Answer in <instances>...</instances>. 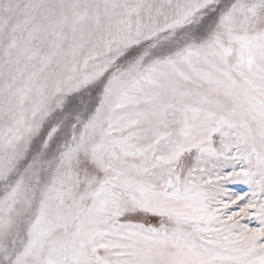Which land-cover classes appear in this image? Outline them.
Here are the masks:
<instances>
[{
    "label": "snow or ice",
    "instance_id": "obj_1",
    "mask_svg": "<svg viewBox=\"0 0 264 264\" xmlns=\"http://www.w3.org/2000/svg\"><path fill=\"white\" fill-rule=\"evenodd\" d=\"M0 264H264V0H0Z\"/></svg>",
    "mask_w": 264,
    "mask_h": 264
}]
</instances>
